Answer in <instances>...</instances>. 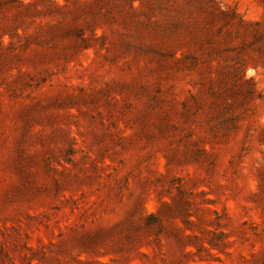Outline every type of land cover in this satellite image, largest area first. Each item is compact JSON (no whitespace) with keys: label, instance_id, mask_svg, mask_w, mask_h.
<instances>
[{"label":"rangeland","instance_id":"1","mask_svg":"<svg viewBox=\"0 0 264 264\" xmlns=\"http://www.w3.org/2000/svg\"><path fill=\"white\" fill-rule=\"evenodd\" d=\"M0 264H264V0H0Z\"/></svg>","mask_w":264,"mask_h":264}]
</instances>
